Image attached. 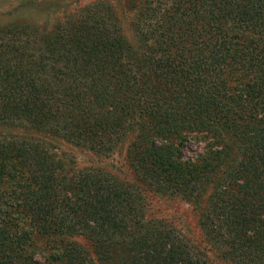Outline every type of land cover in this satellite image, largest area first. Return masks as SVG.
<instances>
[{
  "label": "trees",
  "instance_id": "obj_1",
  "mask_svg": "<svg viewBox=\"0 0 264 264\" xmlns=\"http://www.w3.org/2000/svg\"><path fill=\"white\" fill-rule=\"evenodd\" d=\"M128 3L134 43L98 0L0 22V264H264V0Z\"/></svg>",
  "mask_w": 264,
  "mask_h": 264
},
{
  "label": "rangeland",
  "instance_id": "obj_2",
  "mask_svg": "<svg viewBox=\"0 0 264 264\" xmlns=\"http://www.w3.org/2000/svg\"><path fill=\"white\" fill-rule=\"evenodd\" d=\"M21 0H0V22L10 21L12 19H22L24 22L37 24L38 26L49 28L54 22L63 15L68 14L74 9H78L85 4L97 0H22L19 7L11 12L4 13V10L11 8ZM108 3L118 17L121 33L129 43H134V37L131 30V18L133 9L130 8L128 0H98ZM195 143H191L184 151L186 155L190 154V149H198ZM70 150L75 159L83 164H98L105 167L119 177L129 178L128 171L124 170L123 154L125 153V143H123L115 154L111 157L96 158L87 154L78 148L70 146H61ZM67 150V149H66ZM150 201V200H149ZM151 210L166 218L174 227H176L184 236L193 241L200 240L198 227L195 223V213L191 206L179 198L157 197L150 201ZM205 255L209 264H232L225 259H221L213 250H205Z\"/></svg>",
  "mask_w": 264,
  "mask_h": 264
}]
</instances>
